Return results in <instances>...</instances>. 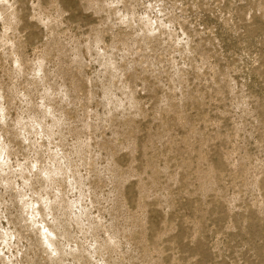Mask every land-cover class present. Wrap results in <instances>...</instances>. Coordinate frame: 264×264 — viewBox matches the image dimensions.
Returning a JSON list of instances; mask_svg holds the SVG:
<instances>
[{
  "label": "rangeland",
  "instance_id": "obj_1",
  "mask_svg": "<svg viewBox=\"0 0 264 264\" xmlns=\"http://www.w3.org/2000/svg\"><path fill=\"white\" fill-rule=\"evenodd\" d=\"M0 264H264V0H0Z\"/></svg>",
  "mask_w": 264,
  "mask_h": 264
}]
</instances>
